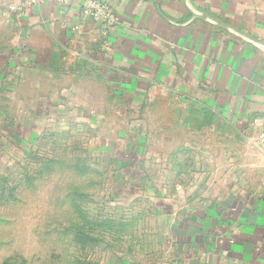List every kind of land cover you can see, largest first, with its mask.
I'll return each mask as SVG.
<instances>
[{
	"label": "crops",
	"instance_id": "0c3cea01",
	"mask_svg": "<svg viewBox=\"0 0 264 264\" xmlns=\"http://www.w3.org/2000/svg\"><path fill=\"white\" fill-rule=\"evenodd\" d=\"M263 121L264 0H0V166L92 131L162 227L126 264H264Z\"/></svg>",
	"mask_w": 264,
	"mask_h": 264
},
{
	"label": "rangeland",
	"instance_id": "374dc122",
	"mask_svg": "<svg viewBox=\"0 0 264 264\" xmlns=\"http://www.w3.org/2000/svg\"><path fill=\"white\" fill-rule=\"evenodd\" d=\"M96 136V135H95ZM92 131L63 130L0 166V264L154 260L162 227ZM126 181V182H124Z\"/></svg>",
	"mask_w": 264,
	"mask_h": 264
},
{
	"label": "built area",
	"instance_id": "2783aa9c",
	"mask_svg": "<svg viewBox=\"0 0 264 264\" xmlns=\"http://www.w3.org/2000/svg\"><path fill=\"white\" fill-rule=\"evenodd\" d=\"M26 2H29V3H38V2H42L43 0H25ZM57 2L59 3H64L66 2V0H56ZM96 14H98V11L96 12ZM259 136L262 140H264V121H263V124L261 126V129H260V132H259Z\"/></svg>",
	"mask_w": 264,
	"mask_h": 264
}]
</instances>
